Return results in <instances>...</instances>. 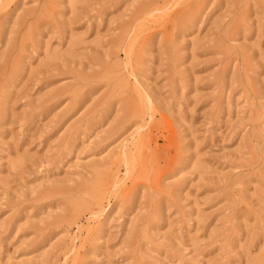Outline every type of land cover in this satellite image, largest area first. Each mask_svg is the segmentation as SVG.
<instances>
[{
    "label": "rangeland",
    "instance_id": "rangeland-1",
    "mask_svg": "<svg viewBox=\"0 0 264 264\" xmlns=\"http://www.w3.org/2000/svg\"><path fill=\"white\" fill-rule=\"evenodd\" d=\"M0 264H264V0H0Z\"/></svg>",
    "mask_w": 264,
    "mask_h": 264
}]
</instances>
